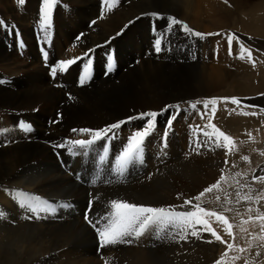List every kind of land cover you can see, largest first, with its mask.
Wrapping results in <instances>:
<instances>
[{
  "label": "bare ground",
  "instance_id": "bare-ground-1",
  "mask_svg": "<svg viewBox=\"0 0 264 264\" xmlns=\"http://www.w3.org/2000/svg\"><path fill=\"white\" fill-rule=\"evenodd\" d=\"M66 1L65 9L68 11H59L56 16L59 25L57 49L69 58L84 55L89 52L90 48L109 39H112L113 43L124 44L121 38H117V33L128 26L125 24L127 20L133 18L134 21L141 22L143 18H147L149 12L145 9L150 8L144 7L148 3L146 1L149 0L139 3L131 0L129 6L120 7L119 4L118 9H114L113 12L100 14L99 21L89 28L88 22L92 17L98 16L99 0ZM179 1L189 24L197 28L212 31L232 26L253 33L254 37L264 35V0H230L231 7L225 6L222 0ZM159 5L158 0V3L151 7ZM40 7H42V0H29L25 8H20L19 5L14 4L13 0H0L2 10L0 11L15 19L23 28L28 27V22L31 24L33 22V26L38 23L40 17L37 9ZM140 7L144 8L140 9ZM243 16H247V20ZM83 28L86 29V33L81 37L77 32ZM141 28L144 30L145 25ZM28 32L26 29L27 35H29ZM148 35L151 36L150 31L144 32L143 35L138 34L137 42L134 41L137 52L140 53V60L144 56L141 54L142 44L140 43L143 39L147 40ZM114 36L116 37L113 38ZM243 37L246 39L245 36ZM218 38V35L216 37L210 35L207 38L208 44L204 46L203 60L199 63V67L194 65L190 67V63L185 65L184 62H176L175 59L170 58V60L168 58H148L143 60L141 65L137 64V71L130 70L124 73L122 82H119L118 87H114L108 79L99 78L96 82L95 80L100 75L99 72L98 76L96 74L94 77V81L91 79L89 84L86 82L82 86H78L73 81L75 72H69L66 75L59 74L56 80L52 81L47 72L49 69L44 67L37 51L35 39L29 38L28 48L22 53L25 59L21 60L22 57L19 55L7 53L3 45L4 38L0 34V71L4 75L0 78L2 79L0 81V119H6L4 125L0 123V130H7L6 132L0 131V211L5 213L0 223V264H104L106 259L121 260V258L131 259L134 264H183L174 259L179 255L178 249H168L164 246V248L152 249L151 240L148 239L151 233H146L132 244H122L123 249H118L121 246L118 244L107 246L98 252L97 238L93 228L91 229L83 218L84 209L82 212L67 214L71 221L67 220L65 223H56L60 219L51 216L46 221L39 220L31 224L27 217L22 216L23 213L19 210L18 202L15 200V193L26 191L40 197H55V199L58 198V203L60 200L78 198L83 202L82 204H86L89 198H93L95 200L92 207L93 218L94 213H103L101 206L104 204L101 199H95L90 192L93 187L95 191L101 190L102 194L111 195L109 197L113 198L120 189V193L123 191L130 200L151 206L178 204L183 202L184 197L195 195L203 190L210 182L208 173L211 171L207 168L214 166L221 168L223 161L219 162V156L228 159L233 152L237 154L245 151L247 143L244 139L236 142L230 153L227 149L214 147V145L207 147L205 152H202V149L198 150L200 155L198 152H192L193 149L189 150L190 153H178L179 141L175 133L179 130L182 134L187 122L182 121V118L179 121L176 119L172 121L171 127L167 130V141L164 146L162 137L169 117V112H166L157 118L156 131L145 141V145L151 143L152 140L153 143L155 142V146H152V143L149 144L152 152L151 159H160V163H151V166L147 168L145 181L133 182L126 187L124 185L116 187L108 183V176L96 183L83 179L81 174H84V168L81 169L79 164L91 158L92 150L87 156L79 155L81 160L76 161V166H74L67 162L72 155L66 149L57 148L55 145L68 139L89 138L88 134L74 133L72 129L104 128L143 112L136 107L135 109L136 105L144 103L148 105L147 107H151L160 105L168 99L174 101L179 99L177 97L185 98L193 88L205 93L230 90L242 97L253 95L243 100L247 104L233 105L230 100L225 102L224 109L219 115L221 123L225 124L230 120L233 122L237 116H251L244 115V112L264 114L262 111L264 110V94L260 97L253 94L264 91L262 88L264 82L253 84L251 80L256 77L253 71L251 76L250 73L247 76L246 68L235 67L234 59L230 60L227 45L222 47L218 44L221 47L217 46L220 50L217 60L209 57V53L215 50L214 45L219 42ZM207 51L208 54H206ZM120 57L119 60L124 66L134 60V58L130 59L128 52L122 48ZM50 58L52 62L60 59L53 55ZM127 60L130 61L127 62ZM262 67L260 71L264 75V66ZM196 70L199 76L193 75ZM57 82H64L65 85L56 86ZM93 84L98 86L92 87ZM248 104H259L262 108ZM36 107H40L38 114L32 112ZM184 117L189 121L192 120L191 113L183 115ZM21 121L30 124L32 131L25 132L18 129ZM142 126L143 121L140 120L122 125L116 130L120 135L112 140L110 150L119 153L131 132ZM174 127L177 128L176 132H174ZM181 141L186 143L184 138ZM4 143L7 145L5 146ZM103 144L104 141H99L94 146H103ZM55 149L62 152L64 164L58 161V157L54 154ZM153 174L155 176L149 181L151 177L148 175ZM108 185L112 186V189L107 190ZM245 220L248 221L245 224L248 230L256 227L258 228L257 236L262 235L259 227L260 221H250L246 218ZM238 230L241 232L240 227ZM248 230L247 234L251 232ZM248 236L240 234L241 239L245 237L246 243L250 242ZM203 245L205 246L194 245L191 251H186L188 261L185 264H208L209 262L212 264V261H215L211 253L213 248L206 247V244ZM192 251L197 254L195 255ZM224 252L222 251L223 254Z\"/></svg>",
  "mask_w": 264,
  "mask_h": 264
},
{
  "label": "rangeland",
  "instance_id": "rangeland-1",
  "mask_svg": "<svg viewBox=\"0 0 264 264\" xmlns=\"http://www.w3.org/2000/svg\"><path fill=\"white\" fill-rule=\"evenodd\" d=\"M132 1H135V2L137 1L139 3V2H142L143 0H132ZM159 1H160V5L155 6V7L154 6L151 7V5L158 3V0L157 1L156 0L146 1V2H148L147 5H149V3L151 2V5H149V6H147L146 3H144L146 5V6H144L145 8L146 7H150V8L145 9V10H147L146 12H149V13H148L147 18H143V20H141V22L139 20L134 21L133 18H131L132 20L129 19L126 21L125 24H128V26L125 29H120V32L117 33V38H121V41L125 42L124 44L121 45V43H117V44L113 43L112 39H109L105 42L98 43L95 47L90 48V49H93L94 51L87 52L88 56H85V54L77 56V57H82V59L77 60V62L75 64L71 65L67 72L62 73L58 70L57 75L55 77H53L50 74L51 67L54 66V64H56L59 60L72 59L74 57V56H72L71 58L66 57V55L64 56V53L59 52L57 49V36H58V32H59V25H58V22L56 20V16H57V13L59 11L60 12L68 11L65 9L67 7L66 6V3H67L66 0H58L57 7L53 11L51 26L47 30V35H45V32L42 30L41 23H40L41 22L40 19H42V7L37 9V14H39V17H40V19H38V23L35 26H33L34 25L33 22H32L33 25L28 22L27 28H23L12 17H8V16L4 15L1 12L2 10L0 9L1 10L0 11V20H3L5 22L4 26L0 27V34L4 38L3 39V45L7 49V53L13 54L15 56L19 55L20 57L23 56L22 53L25 52L28 48L29 38L31 37L32 39H35L37 51L39 52V54L41 56V60L43 61L44 67L49 69V70H47V72H48V75L50 76L52 81L56 80V78L59 74L66 75L69 72H72V73L75 72V74H73L74 75L73 81L75 82V84H78V86H82L79 83V81H80L82 75H84V73H87L88 76L90 77V79H88L86 81L89 84L91 79L93 80L94 77L96 76V74L99 72L100 77L97 74L98 78L95 80L96 82L99 81L98 80L99 78L100 79L101 78L102 79H108V81L112 83L111 86L118 87L117 85H119V82L120 81L122 82V80H123L122 77H123L124 73L129 72L130 70L137 71L138 65H141L143 60H147L148 58L149 59L154 58V57L156 59H159V58H163V59L168 58L169 59L170 58L171 60L175 59L176 62H184L185 65L190 63V67H194V66L199 67L198 66L199 63H201V60H203L204 46L206 44H208L207 38L210 35L207 37H203V38L190 37L189 35H187L183 31H180L179 26H171V28L169 29V21L167 18L175 16L177 19L182 20L183 22L187 23L189 25V27H191L194 31H200L202 33H210V32L211 33H213V32L214 33H221V35H218L219 36V38H218L219 42L214 45L215 50H212L209 53V57H211L214 60H217L219 58V54H220L219 48L221 46L225 47L227 45V49L229 51V46L227 43V34L235 32L237 35H239L240 41H242L244 43V46L246 48H248L250 51L253 50V52L251 51V53H252L251 60L247 58V54H245L244 59H240L239 58V55H240L239 42L236 40H233L232 48H231V54L229 56L230 60L234 59L233 63H234L235 67L238 66V67L246 68L245 70L247 71V76H249V73L251 76L252 71H253L254 77L256 76L255 78H253V80H251V82L253 84L264 82V75L260 71L263 68L262 66H264V60H263L264 59V35H259L258 37H254L253 33H249L245 30H242V29L237 28V27H232V26H229V27L224 28L222 30L205 31L203 29L197 28L192 23H191L192 25L189 24V20L185 17V14L182 11V9H183L182 4L180 3L179 0H159ZM13 2L16 5H19L20 8H23V7L25 8L28 5L29 0H25V3L23 5L19 4V0H13ZM99 2L100 3L98 4L99 5L98 6V16L92 17V19L88 22L89 28H92L99 21L100 14L104 15V14H108L110 12H113L114 9H118L119 4H120V7L121 6H129V4L131 3V0H119V4L116 5L111 10H109V8L105 5L104 0H99ZM127 3H128V5H127ZM222 3L227 7L232 6V3L230 0H227V2H225V0H222ZM144 7H140V9H143ZM165 9H167V10H165ZM163 10H165V11H163ZM171 11H173V12H171ZM152 13H156L160 17H163V18L157 19V16L151 15ZM177 14H178V16H177ZM243 17L245 19L247 18V16H243ZM78 18H80V17H78ZM87 20L88 19H86V21ZM130 21H132V23H129ZM9 25H11L13 27H9ZM144 25H145V28L143 30V28H141V26H144ZM147 26H148V28H147ZM26 29H28V31H29L28 33L30 36L26 34ZM149 31L151 32V36L148 35L147 40L143 39V40H141V43H140V44H142L141 45V47H142L141 54L144 55L143 57H141V60H140V56H139L140 53L137 52V47L135 45V42H137L136 37L138 36V34L143 35L144 32H149ZM161 32H164L165 37L167 38V41L170 44V48H169V50L161 51L160 53H156L154 50V43H155L157 37L160 36ZM77 33H78V35H80L82 37L86 33V29L85 28L80 29V30H78ZM211 36L216 37V35H211ZM243 36H245L246 39ZM115 37L116 36H114L113 38H115ZM138 37H137V39H138ZM222 41H224V42H222ZM218 44H220L221 46ZM121 48L123 50H125V52H128L130 59L134 58V60L131 61V63H129L127 66H124L122 64L121 60H119L121 58L120 57V49ZM43 51H47L49 53L47 60H45V58L43 56ZM206 54H208V51ZM212 54H213V56H212ZM51 55L57 56L60 59L56 60L55 62H52L51 58H50ZM216 56H217V58H216ZM259 57H261V58H259ZM23 58L25 59V57H22L20 59L24 60ZM89 59L91 60V63H89ZM129 61L130 60H127V62H129ZM49 62H51V63H49ZM253 62L255 64V66H253ZM48 63H49V65H48ZM109 64H111V66H112L111 71H108ZM195 74L199 76V73L197 70L193 72V75H195ZM3 76H4L3 72L0 71V78ZM5 79H8V78H5ZM0 81H2V79H0ZM193 81H195V80H193ZM63 84L65 85L64 82H57L56 86L63 87L64 86ZM97 84L99 85V83H97ZM97 84H95V85L93 84L94 86H92V87H97L98 86ZM262 88L264 89V86H262ZM253 94H255V96L260 97L262 94H264V91L253 93ZM252 96L253 95H246V96L242 97V95L234 94L230 90L205 93V92L199 91V89L193 88L189 91V94L187 97H185V98L177 97L179 99L174 100V101H171L170 99H168V101L161 103L160 105H157V106L147 107L148 105H146L144 103L140 104V105H136V106L133 105L134 108L136 107L138 110L140 109L143 112L160 111L161 109L165 108L168 105H172V106H175L177 104L180 105V109H181V111L179 113L180 115L176 116V120L179 121L182 118V121L185 120L187 122V125H186V128L182 130L183 131L182 134L180 133L179 130L177 131V133H175V134H177L178 141H179L178 153L179 152L190 153L189 150H192V149H193L192 152H198V150H200V149H202L201 150L202 152H205V150H207L210 145H214L213 143L206 140V138H204L202 134H200L199 139L202 142V144H201V147H199V148L196 147L197 135L200 132V130L204 129V130L211 131V129H205V125H207L209 123L216 124V126L218 128H220L226 134L232 136L233 140L235 142L234 145L240 139H244V141L247 143L245 151H240L237 154H235L233 152V153H231L232 156H230L228 159L225 157L219 156L218 157L219 162L223 161L221 168L217 167V166H214L213 168H207L211 172H209V173L207 172L209 177H210V182L208 183V185L205 188L216 183L222 175L225 177V180L221 181L219 189L213 190V192H211V193H206L205 196L202 197L201 200L199 201V203L201 204L202 207H205L209 211L220 212L221 214L225 215L228 218L229 223L233 225L232 230H231V232H232L231 235H229L225 231L227 226L215 221V218H211L210 223H211L212 227L215 229V231L222 237L223 241H227L228 243L233 244V248L231 250H229L225 243H222L221 241H216L215 238L211 235V233H205V232L201 231L199 233V235L196 237L191 236V234L189 232L188 238L186 240L173 239L170 236L168 238H157L155 236V234L151 233V235L148 237V239L151 240L150 246L152 247V249H158V248H164V247H168V249H170V248L171 249H178L177 253L179 255L177 256V258H174V259L178 263L185 264L188 261V258L185 255L187 253L186 252L187 250L191 251L192 248L194 247V245H199L200 247H204L205 245H203V244H206V247L213 248V252H211V253L214 256L215 261L213 260L212 264H216V261L221 259L222 257H223V264H245V259H247L249 261V264H264V247H260V248L256 247V245H258V244H264V242H261L258 240V236H257V229L258 228L254 227V228H252V230H248L246 228V225H245L248 222L247 220H245V218L250 220V221H256L257 220L256 217L258 215L264 214V198L260 199L259 202H257V200H256L257 196L264 197V181L254 179V177L264 176V114L255 115V116H252V115L251 116H237V117H235V121L232 122V120H230L224 124V123H221L220 119H219V115L222 112V110L224 109L223 104L225 103V101H223L222 99H220L218 104L215 106V108H216L215 114H213L211 112V109L213 107L212 105H209L207 110L204 109L203 103L198 104L197 109H191L190 108V104L196 102L197 100L203 102V101L209 100L211 98H224V97H237V98H240L242 104H247L243 100L250 98ZM248 105L257 106V108H262L261 105H259V104H253V105L248 104ZM184 109H187V111H184ZM39 110H40V107H36L32 110V112L34 111V114H38ZM173 111H174V107L172 109H169V113L173 112ZM187 112L191 113V117H192L193 121L192 120L189 121L185 117L183 118V115L185 116L188 114ZM202 112L205 113V115L203 117H201V115H200V113H202ZM5 121H6V119L5 120H3V118L0 119V123L3 125L5 124ZM162 123H164V121ZM197 125L199 126V129L197 128ZM18 129L22 130L21 128H18ZM173 129H174V132H176L177 128L174 127ZM179 136H181V137H179ZM179 138H180V140H179ZM183 138H184L186 143L181 141ZM151 143H152V146H155V144H154L155 142L153 143V140L151 141ZM151 143H147L148 145H145V158H144L143 165H137V166L131 168L129 170V172L126 173L123 177L118 176L111 169V163H112V160L114 159L113 156H115L118 153L110 150L108 160L105 161L104 165L98 166V154L102 153L103 146H94L92 148L91 158L89 160H86V161L83 160L79 164L81 169L84 168L83 169L84 174L82 173L81 177L83 176L82 177L83 179L93 180L96 177L97 172L100 171V173H101L100 179L97 181H100L102 179H106V176H108V179H107L108 183L110 182L112 185L113 184L116 185V187H119L120 185H124L126 187L128 184L133 183V182L137 183L138 181L143 182V181H145V174L148 173L147 168L149 166H151V163L152 162H154L155 164L160 163V159H157V158H154V160L151 159L152 152H151V149L149 148V146H150L149 144H151ZM50 144L51 143L49 142V145ZM4 145L6 146L7 143H4ZM214 147H215V145H214ZM110 149H111V146H110ZM54 154L56 155V157H58L57 159L60 162V164L65 163V162H63L64 159H63L61 151L55 149ZM194 154L197 155L196 153H194ZM198 154L200 155V152H198ZM93 156H94V158H93ZM165 156L168 158L167 155H165ZM245 156L248 157V160L243 159V157H245ZM78 160H81L79 155H77L76 157L74 156V158H73V156H71V158H69L67 160V162H70L71 165L73 164L74 166H76V161L78 162ZM226 161H227V163H226ZM96 166L98 168V171H97ZM101 169H103V170L101 171ZM80 172H82V170ZM108 172H111V173H108ZM236 173H240V175L237 176ZM143 176H144V178H143ZM148 176L151 177L149 180V181H151V179L153 178V176H155V174H153L152 176L151 175H148ZM91 189L92 190H90V192L92 193V195H94L95 199L99 198L104 203L101 206V208L103 210L102 212L106 211L105 205L108 204V202L111 201L112 199H122V200H127L129 202H134V201H132V199L130 200L129 197L123 191H121V193H120V189L118 191L119 194L117 192L116 195L114 196V198L109 197L111 195L102 194L101 190L95 191L94 187ZM109 189H112V186L111 187L109 186L107 190H109ZM204 189L199 191L195 195L196 196L199 195V193L204 191ZM195 195L184 197L183 202H179L178 204H165L162 206L182 205L184 203V201L188 200V199H193V202L196 203L197 201L194 200V198L196 197ZM249 195L252 196L253 199L252 200H245L244 197L249 196ZM217 196L220 197L219 200L216 199ZM57 197H59V196H57ZM42 198L47 199L51 202H57L58 201L57 200L58 198L55 199V197H42ZM75 201H76V203H75ZM90 201L93 202V206H94L95 200L93 198H89L87 200V202L89 203ZM247 201H248V203H247ZM249 201H251V202H249ZM62 203L63 204L67 203L70 206L59 208L58 212L55 215H49L48 218H43V217L35 218V216H34L32 219H29L28 222L33 224V223H37L39 220L46 221L51 216H53L54 218L60 219V221L56 220L57 221L56 223H58V222L65 223L67 220L71 221L70 220L71 218L69 216H67V214H71V212H76V211L82 212L83 209H84L83 218H84V220H86L85 219L86 208L89 207L88 205H86L87 203L82 204L83 202H81L80 199H78V198L77 199L73 198V199L65 200V201L60 200L59 204L62 205ZM245 203H247V206H245ZM17 205H18V203H17ZM18 208L20 211H22V213H23L22 216L27 217L28 214L25 213L20 207H18ZM249 208L252 209L251 212L246 210ZM190 209H191V206L190 207L185 206L184 209L178 208L177 210H190ZM225 209H230V211H226ZM249 217H251V219H249ZM3 219H4V217L0 218V223L2 222ZM89 219H93V218L91 217ZM31 220L32 221L35 220V221L32 222ZM85 223L88 225L87 221ZM88 226L91 229L93 228L91 225H88ZM239 227L241 229L246 228V231H243V232L241 231L242 232L241 233L238 230ZM92 230H93V232L97 238V232L94 230V228ZM247 230L251 231V232L247 234ZM240 234H242V235L246 234V236L249 235L248 237H250V242L253 246L250 252H247V251L244 253H238L237 252V247L248 248V245H249V242L246 243L247 240H245V237H243L242 239L240 238ZM261 234L264 235V232H261ZM253 237H257V239H253ZM181 245H183V246L181 247ZM110 246H112V245H110ZM106 247L102 248L100 246V242L98 244V240H97L98 252L101 250H104ZM118 249H123V245L121 244V246H119ZM222 251L227 252L226 257L224 256ZM256 251H260L261 255L259 257H257L255 255ZM192 252L195 255L197 254L195 251H192ZM237 255L240 257V259L233 260V257L237 256ZM123 261L125 264H134V262L128 258H121V260L120 259H118V260L106 259L104 264H113V263L114 264H124ZM208 264H211V263L209 262Z\"/></svg>",
  "mask_w": 264,
  "mask_h": 264
},
{
  "label": "snow or ice",
  "instance_id": "snow-or-ice-1",
  "mask_svg": "<svg viewBox=\"0 0 264 264\" xmlns=\"http://www.w3.org/2000/svg\"><path fill=\"white\" fill-rule=\"evenodd\" d=\"M227 2V0H225ZM25 0H19V4L23 5ZM105 5L111 10L113 7L119 4V0H104ZM58 0H42V19H41V28L47 35V30L51 26L52 15L54 9L57 7ZM151 15L157 16V19H161L156 13ZM139 17H137L138 19ZM169 29L171 26H179V30L183 31L190 37H200L203 38L209 35H221V33H202L200 31H194L189 25L182 20L177 19L176 17H168ZM129 23H132L130 21ZM5 22L0 20V27H3ZM9 27H13L9 25ZM233 40L239 42L240 47V59L247 58L251 60L252 53L251 51L244 46V43L240 41L239 35L236 33L227 34V43L229 46V54H231V48ZM170 44L165 37L164 32H161L160 36L157 37L154 43V50L156 53L161 51L169 50ZM94 51L89 49V52ZM49 53L43 51V56L47 60ZM85 56H88V53H85ZM82 59V57H73L72 59H62L59 60L55 66L51 67L50 74L55 77L58 70L60 72H67L69 67L77 62V60ZM89 63L91 60L89 59ZM253 66H255L253 62ZM112 70L111 64L108 66V71ZM90 79L87 73L82 75L79 83L81 85L85 84L86 81ZM222 99L225 102H230L233 105H240L241 100L237 97H224V98H211L203 102L197 100L194 103L190 104L191 109H196L197 105L203 103L204 109H208L209 105H212L211 112L215 114V106ZM174 107V111L169 113L168 123L165 128L164 135L162 137V143L166 146L168 128L171 127L172 121L176 119V116L179 115L181 109L180 105L175 106L168 105L160 111H147L140 112L136 115L129 116L124 120L112 123L100 129H91V128H81V129H72V131L79 132L81 135L88 134V139H68L65 142H62L55 147L60 149H66L67 152L72 156L82 155L87 156L92 150L93 146L99 141H104L102 153L98 154V165H104L105 161L109 158V151L111 142L113 139L118 138L120 135L116 130L120 129L122 125L131 123L136 120L143 121V126L138 129H134L131 134L128 136L126 143L122 146L118 154L114 156V159L111 163V169L118 176L123 177L129 170L137 165H143L145 158V141L149 136H151L157 129V118L163 116L166 112H169V109ZM245 107H248L245 105ZM187 111V109H184ZM264 111V110H262ZM244 115H257L256 112H244ZM201 117L205 113H200ZM19 128L25 132H31L32 128L30 124L21 121L18 125ZM199 129V126L197 125ZM205 129H211V131L201 129L197 135L196 147H201L202 142L199 139V135L202 134L206 140L213 143L216 147H223L232 152L234 147L233 137L226 134L214 123H209L205 125ZM6 132L7 130H0ZM244 160H248V157H243ZM227 163V161H226ZM103 169H101L102 171ZM100 171L97 172L96 177L91 181L96 183L100 179ZM237 176L240 173H236ZM256 180L264 181V176L254 177ZM225 177L222 175L220 179L205 188L204 191L200 192L194 200L193 199L185 200L182 205H169V206H151L145 205L142 203L129 202L122 199H112L105 205L106 211L101 213H94L93 219L88 218V212L92 211V201L89 202L88 210L85 214V219L89 225H91L94 230L97 232L100 246H114L118 244H132L136 239L145 235L146 233H153L157 238H168L169 236L173 239L186 240L188 238L189 232L191 236L196 237L199 233H211L216 241H221L227 245V248L231 250L233 248L232 243L223 241L222 237L215 231L210 223L211 218H215V221L226 225L225 231L231 235L233 225L229 223L228 218L217 211H209L205 207H202L199 201L206 193H211L213 190L220 188L221 181H224ZM264 197L257 196L256 200L259 202L260 199ZM217 200L220 199L219 196L216 197ZM245 200H252V196H245ZM15 200L18 202V207H20L25 213H27V218H48L49 215H55L59 208L68 207L67 203L59 204L58 202H51L47 199H44L38 195L30 194L26 191H17L15 193ZM185 206H191L190 210H177L184 209ZM230 211V209H225ZM249 212L252 211L251 208L248 209ZM5 213L0 211V218H3ZM251 219V217H249ZM258 221L261 222L260 228L261 232H264V214H260L256 217ZM241 231H246V229H241ZM257 239V237H253ZM258 240L264 242V235H259ZM252 244L249 242L248 248L237 247L238 253L250 252L252 249ZM257 248L264 247V244L256 245ZM255 255L259 257L261 255L260 251H256ZM224 256H227V252L224 253ZM240 257L234 256L233 260H238ZM216 264H223V257L216 261ZM245 264H249V261L245 259Z\"/></svg>",
  "mask_w": 264,
  "mask_h": 264
}]
</instances>
